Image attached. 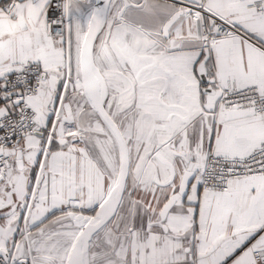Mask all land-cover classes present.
I'll return each mask as SVG.
<instances>
[{"label": "snow or ice", "instance_id": "6c2138e0", "mask_svg": "<svg viewBox=\"0 0 264 264\" xmlns=\"http://www.w3.org/2000/svg\"><path fill=\"white\" fill-rule=\"evenodd\" d=\"M0 264H264V0H0Z\"/></svg>", "mask_w": 264, "mask_h": 264}]
</instances>
